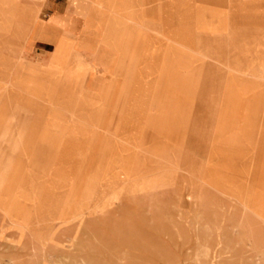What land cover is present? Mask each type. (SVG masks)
Masks as SVG:
<instances>
[{
  "label": "rangeland",
  "instance_id": "obj_1",
  "mask_svg": "<svg viewBox=\"0 0 264 264\" xmlns=\"http://www.w3.org/2000/svg\"><path fill=\"white\" fill-rule=\"evenodd\" d=\"M74 4L0 2V264H264V0Z\"/></svg>",
  "mask_w": 264,
  "mask_h": 264
},
{
  "label": "crops",
  "instance_id": "obj_2",
  "mask_svg": "<svg viewBox=\"0 0 264 264\" xmlns=\"http://www.w3.org/2000/svg\"><path fill=\"white\" fill-rule=\"evenodd\" d=\"M56 0H45L46 5L44 8L48 10L49 15L47 19H42L41 18V13L44 10H41V5L39 4H28V2H22L21 0H1V3H4V6L7 8H10L11 5L17 13L18 18L21 20L18 21V24L21 26H27L29 25L30 32L33 33L34 35H41L44 34L45 32H51V31H56V32H63L65 28L69 26L70 20L79 18L80 15L78 14V7L74 4L75 0H63L64 3L57 4L55 3ZM26 3V4H24ZM94 17V18H93ZM96 17V18H95ZM103 18L102 14H98V16H90L89 19L87 20V26L89 27L94 26L92 31L88 30L86 33V38L89 34L96 32V26L93 23L94 20H101ZM2 38H0V41ZM39 41L35 40L31 44V50L36 49V46L38 45ZM42 46V44H39ZM44 47V46H43ZM45 48V47H44ZM48 48V47H46ZM45 50V49H44ZM209 249V248H208ZM207 246L205 247L206 252L208 253ZM207 253L204 254V256H207Z\"/></svg>",
  "mask_w": 264,
  "mask_h": 264
},
{
  "label": "bare ground",
  "instance_id": "obj_3",
  "mask_svg": "<svg viewBox=\"0 0 264 264\" xmlns=\"http://www.w3.org/2000/svg\"><path fill=\"white\" fill-rule=\"evenodd\" d=\"M207 249H208V247H207ZM209 250V249H208ZM200 257V256H199Z\"/></svg>",
  "mask_w": 264,
  "mask_h": 264
}]
</instances>
